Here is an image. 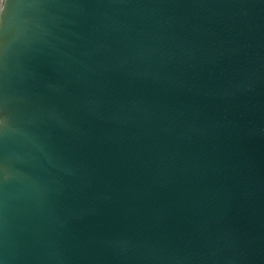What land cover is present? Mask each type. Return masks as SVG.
Here are the masks:
<instances>
[{
  "label": "water",
  "instance_id": "obj_1",
  "mask_svg": "<svg viewBox=\"0 0 264 264\" xmlns=\"http://www.w3.org/2000/svg\"><path fill=\"white\" fill-rule=\"evenodd\" d=\"M0 264H264V0H0Z\"/></svg>",
  "mask_w": 264,
  "mask_h": 264
}]
</instances>
